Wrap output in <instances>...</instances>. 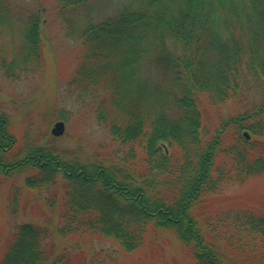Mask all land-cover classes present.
I'll list each match as a JSON object with an SVG mask.
<instances>
[{
  "label": "trees",
  "instance_id": "trees-1",
  "mask_svg": "<svg viewBox=\"0 0 264 264\" xmlns=\"http://www.w3.org/2000/svg\"><path fill=\"white\" fill-rule=\"evenodd\" d=\"M93 1L56 0V12L79 44L70 92L90 98L114 148L89 161L38 140L18 149L0 108V186L21 175L29 188L62 184V233L89 231L131 252L165 231L195 264H238L193 210L226 186L264 183V0H125L82 23L77 15ZM16 22L30 63L43 22L0 0V40ZM230 103L234 112L221 113ZM240 213L235 251L264 264V214ZM44 235L14 226L0 264H64L49 260Z\"/></svg>",
  "mask_w": 264,
  "mask_h": 264
},
{
  "label": "rangeland",
  "instance_id": "rangeland-1",
  "mask_svg": "<svg viewBox=\"0 0 264 264\" xmlns=\"http://www.w3.org/2000/svg\"><path fill=\"white\" fill-rule=\"evenodd\" d=\"M10 1L18 12L36 13L43 22L40 56L30 63L20 54V23L16 22L10 36L0 40V108L8 118L10 134L16 138V148L38 140L56 151L76 153L83 161L103 158L114 143L97 124L90 98L80 101L70 92L79 44L60 23L56 0ZM121 1L125 0H94L77 18L95 24L116 13ZM232 105L224 106L221 113H233ZM57 121L64 122L65 130L53 137L50 131ZM26 176H13L0 186V257L14 226L30 223L45 234L43 245L49 260L60 257L64 264H195L178 239L165 231L149 233L142 247L131 252L117 241L89 231L62 233L63 185L29 188L24 184ZM242 210L264 214V183L260 178L226 186L193 213L203 229L210 222L214 242L225 259L249 264L251 252L235 251V214Z\"/></svg>",
  "mask_w": 264,
  "mask_h": 264
},
{
  "label": "water",
  "instance_id": "water-1",
  "mask_svg": "<svg viewBox=\"0 0 264 264\" xmlns=\"http://www.w3.org/2000/svg\"><path fill=\"white\" fill-rule=\"evenodd\" d=\"M64 130H65L64 122L63 121H57L53 124L50 133L53 137H59V136L63 135Z\"/></svg>",
  "mask_w": 264,
  "mask_h": 264
}]
</instances>
